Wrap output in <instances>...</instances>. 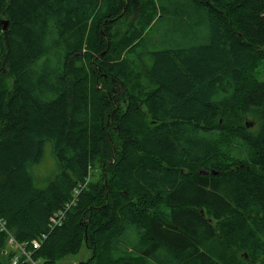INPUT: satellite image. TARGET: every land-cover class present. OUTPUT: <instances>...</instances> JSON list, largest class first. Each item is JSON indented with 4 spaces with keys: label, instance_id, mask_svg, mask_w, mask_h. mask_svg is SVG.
Wrapping results in <instances>:
<instances>
[{
    "label": "trees",
    "instance_id": "obj_1",
    "mask_svg": "<svg viewBox=\"0 0 264 264\" xmlns=\"http://www.w3.org/2000/svg\"><path fill=\"white\" fill-rule=\"evenodd\" d=\"M184 1L174 10L192 24L176 44L149 41L142 25L121 45L129 61L148 59L139 95L98 60L115 48L108 25L141 16L143 0H0V249L12 251L0 264L18 255L10 231L42 238L38 264L82 243L94 256L75 264H264V0ZM258 111L253 132L215 121ZM104 156L109 176L91 190Z\"/></svg>",
    "mask_w": 264,
    "mask_h": 264
},
{
    "label": "rangeland",
    "instance_id": "obj_2",
    "mask_svg": "<svg viewBox=\"0 0 264 264\" xmlns=\"http://www.w3.org/2000/svg\"><path fill=\"white\" fill-rule=\"evenodd\" d=\"M144 6L143 13L141 16H139L137 13H127L121 12L116 18L117 20L109 21L111 22L108 27L110 28L111 37H112V46L115 47L114 49L107 48L101 53V56H105L103 59H99L98 61L102 64H105L103 70L109 72L111 75L118 76L119 81H122L123 85L126 87L122 91L132 92L135 94L141 95L142 93L146 92V83L148 82V76L145 73V71L141 70L137 64H141L143 62H148L147 58H141L142 61L138 62H132L129 61L130 54H126L128 51H130V47H127L128 51H125V49H122L121 45L123 43L127 42V39H130L131 36L136 32L135 30L140 29L143 25V31L144 33H147V39L149 41H156L157 43L161 41V44H165L166 40L169 41L168 44H170L169 37L174 36L175 34L184 33L185 29L192 24V18L188 17V9H177V11L174 10V6H178V3H187L184 0H143ZM126 0H120V3H124ZM147 3V4H146ZM151 3H162L164 4L165 11H161L159 8H155L156 11H153L151 7ZM150 5V6H149ZM158 12H162L161 14H158L157 16L153 13L157 14ZM139 16V17H137ZM157 18L156 21L151 25V20L153 18ZM150 18V19H149ZM202 27L199 29L203 31L205 34H207L208 28H207V21L203 20L200 22ZM130 25V26H129ZM153 26L149 31V26ZM150 26V27H151ZM145 27H148L147 30ZM199 30L193 31L190 34H188L189 38L196 37L198 35ZM165 36V37H164ZM167 36V37H166ZM197 39V38H196ZM179 45L184 44V39L182 36L179 37ZM177 43V38L174 36L173 44ZM185 46V44L183 45ZM130 59H133V57H130ZM86 70H89L88 66L86 64V61L80 62ZM99 73L101 74L100 68L98 69ZM256 78L260 81H264V61H260L258 64V67L256 68ZM101 76V75H100ZM99 78H102V76ZM104 78V77H103ZM105 79V78H104ZM121 87V85H120ZM147 88V87H146ZM99 91H96V96L94 97V101L98 99L99 95L104 92L102 86H98ZM93 101V102H94ZM260 117H262V112H253V113H243V114H233L230 112H225L224 114H221L218 112V114L215 117L216 120H221L222 122L233 120L234 122L246 125L245 128L249 132L255 131L259 124H260ZM51 157L49 154L48 148H45L44 150V157L42 159V162L40 163V167L36 171L39 176V182L42 183L44 179L51 173L52 167H51ZM106 159L101 158L99 160L98 165H94L92 169L91 175L88 177L86 181L87 187H89L91 190L94 188L93 186L97 184L98 186L103 185L105 182V179L107 176H109L106 171ZM109 165L114 166L113 163H109ZM108 166V165H107ZM93 187V188H92ZM91 215V214H90ZM92 216V215H91ZM95 221H92L94 225H96L99 222L98 216L94 214ZM54 220L57 222V219H51V221ZM52 223H55L52 221ZM58 224V222L56 223ZM11 235L8 239V245H11V249H17V251H20V248L23 249V243L24 242H30V241H24L19 242L17 241L16 237L13 235L14 232L10 231ZM13 233V234H12ZM45 236V235H44ZM33 240V239H32ZM86 242L90 240V236H86L85 238ZM91 242V240H90ZM41 240H37V247L34 249L35 251L40 247ZM85 243H82V246L80 247V252H78L75 256L74 255H68L65 258L61 259L59 264H75L79 261H86L88 259H93L94 251L91 252L90 249L86 248L84 245ZM20 245V247H19ZM6 247L3 246L0 249V257H3L5 259H10L9 255L12 253L10 249H8L7 245ZM89 248H92L91 246H88ZM93 250V248H92ZM24 255V254H23ZM27 255H29V252H27ZM25 256V255H24ZM27 260H30L27 256H25Z\"/></svg>",
    "mask_w": 264,
    "mask_h": 264
},
{
    "label": "built area",
    "instance_id": "obj_3",
    "mask_svg": "<svg viewBox=\"0 0 264 264\" xmlns=\"http://www.w3.org/2000/svg\"><path fill=\"white\" fill-rule=\"evenodd\" d=\"M53 222H55L54 220H52ZM5 221H2L0 219V227L2 229H6V225H5ZM56 223V222H55ZM12 236L10 235L9 233V237ZM9 239V238H8ZM37 240H42V238H36V239H33L31 240L30 242H24L23 243V249L20 248L21 252L20 251H17L16 247L15 249H12L16 252H18V255H16L14 258H12V262L11 264H38L34 259L33 257V253H34V249L37 247ZM11 246V245H10ZM28 246H31L29 249H27ZM20 247V245H19ZM27 252H29V255H27ZM27 256L30 260H27L26 257L24 256ZM34 258V259H33Z\"/></svg>",
    "mask_w": 264,
    "mask_h": 264
},
{
    "label": "water",
    "instance_id": "obj_4",
    "mask_svg": "<svg viewBox=\"0 0 264 264\" xmlns=\"http://www.w3.org/2000/svg\"><path fill=\"white\" fill-rule=\"evenodd\" d=\"M2 25H3V29H6V27H7V22H3Z\"/></svg>",
    "mask_w": 264,
    "mask_h": 264
}]
</instances>
